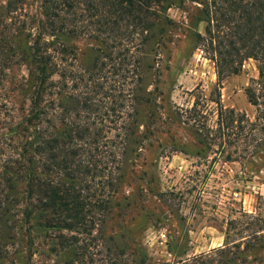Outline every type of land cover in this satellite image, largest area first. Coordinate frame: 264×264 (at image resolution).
Masks as SVG:
<instances>
[{
	"label": "trees",
	"instance_id": "16d2710c",
	"mask_svg": "<svg viewBox=\"0 0 264 264\" xmlns=\"http://www.w3.org/2000/svg\"><path fill=\"white\" fill-rule=\"evenodd\" d=\"M189 1L200 12L196 26L205 23L194 39L214 63L217 121L209 125L200 101L187 111L176 106V114L181 121L189 115L185 123L203 147L259 140V149L264 110L255 91L247 89V96L263 116L251 122L223 105L221 89L247 60L258 63L264 87V0ZM25 2L0 0V74L25 67L19 87L29 98L16 125L11 110L12 124L0 119V264H34L36 239L47 248L48 264H79L101 246L108 222L132 207L129 197L117 195L135 178L155 126L156 98L145 81L158 51L150 59L149 49L173 24L166 12L177 1L40 0L34 38L21 22ZM25 35L29 45L20 41ZM79 36L96 45L91 62L67 41ZM224 250L181 264H218L213 255Z\"/></svg>",
	"mask_w": 264,
	"mask_h": 264
},
{
	"label": "rangeland",
	"instance_id": "374dc122",
	"mask_svg": "<svg viewBox=\"0 0 264 264\" xmlns=\"http://www.w3.org/2000/svg\"><path fill=\"white\" fill-rule=\"evenodd\" d=\"M176 1L166 12L173 24L149 49L150 59L158 51L155 68L147 72L145 81L156 98L155 126L147 133L149 140L136 162L135 178L117 195L129 197L132 207L108 222L101 246H92L79 264H181L223 248L225 253L213 255L218 264H264V142L259 149V140L255 144L250 140L218 141L206 148L193 126L185 123L189 115L184 113L179 120L176 106L187 111L200 101L205 104L203 113L209 125L215 126L217 108L211 99L216 97L217 77L214 63L194 39L195 32L203 33L205 28L204 22L196 26L197 5ZM42 12L40 0H26L20 10L21 22H27L25 33L31 38L37 34V18ZM26 35L20 38L23 45H29ZM67 41L92 61L96 45L88 36ZM24 77L27 71L21 66L0 74L1 123H11V110L16 125L24 115L23 107L28 108L29 98L19 87ZM259 78L258 63L247 60L239 74L224 80L223 105L256 122L263 115L249 102L247 89L255 91L264 110V87ZM260 134L262 137L264 132ZM36 248L34 264H48L45 247L40 248L37 239Z\"/></svg>",
	"mask_w": 264,
	"mask_h": 264
},
{
	"label": "built area",
	"instance_id": "2783aa9c",
	"mask_svg": "<svg viewBox=\"0 0 264 264\" xmlns=\"http://www.w3.org/2000/svg\"><path fill=\"white\" fill-rule=\"evenodd\" d=\"M164 237H166L165 235H163Z\"/></svg>",
	"mask_w": 264,
	"mask_h": 264
}]
</instances>
